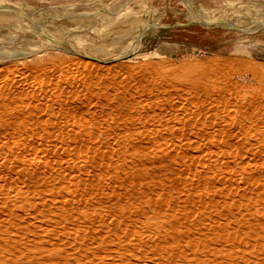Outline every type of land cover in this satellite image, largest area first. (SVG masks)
Instances as JSON below:
<instances>
[{
    "label": "rangeland",
    "instance_id": "1",
    "mask_svg": "<svg viewBox=\"0 0 264 264\" xmlns=\"http://www.w3.org/2000/svg\"><path fill=\"white\" fill-rule=\"evenodd\" d=\"M263 105L264 0H0V264H264Z\"/></svg>",
    "mask_w": 264,
    "mask_h": 264
},
{
    "label": "bare ground",
    "instance_id": "2",
    "mask_svg": "<svg viewBox=\"0 0 264 264\" xmlns=\"http://www.w3.org/2000/svg\"><path fill=\"white\" fill-rule=\"evenodd\" d=\"M204 18V17H203ZM220 21V20H219ZM96 57V56H95ZM15 71V70H14ZM200 86V85H199ZM197 89V88H196ZM196 89L194 90V88H193V90L195 91V92H197L196 91ZM221 94V93H220ZM191 95V94H190ZM231 96V95H230ZM225 98V97H224ZM248 100V99H247ZM231 101V100H230ZM250 101V100H249ZM260 101V100H259ZM252 102V101H251ZM261 103V102H260ZM228 104H230V103H228ZM247 104V103H246ZM251 105V104H250ZM253 106V105H252ZM264 106V105H263ZM254 108V107H253ZM242 109V108H241ZM258 109V108H257ZM244 110V109H243ZM252 110V109H251ZM240 112V111H239ZM249 112H251V111H249ZM256 113V112H255ZM248 114V113H247ZM252 115V114H251ZM249 116V115H248ZM254 116V115H253ZM264 116V115H263ZM250 117V116H249ZM264 120V119H263ZM262 120V121H263ZM258 123V122H257ZM262 124V123H261ZM258 126V125H257ZM252 130V129H251ZM256 130V129H255ZM211 135V134H210ZM217 139V138H216ZM229 150V149H228ZM235 155V154H234ZM228 156V155H227Z\"/></svg>",
    "mask_w": 264,
    "mask_h": 264
},
{
    "label": "water",
    "instance_id": "3",
    "mask_svg": "<svg viewBox=\"0 0 264 264\" xmlns=\"http://www.w3.org/2000/svg\"><path fill=\"white\" fill-rule=\"evenodd\" d=\"M80 53H81L82 55L88 57V58H91V59H98V58H96V57H94V56H92V55H89V54H83L82 52H80Z\"/></svg>",
    "mask_w": 264,
    "mask_h": 264
}]
</instances>
